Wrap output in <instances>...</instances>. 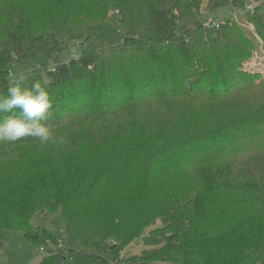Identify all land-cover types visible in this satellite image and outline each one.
<instances>
[{
  "label": "trees",
  "instance_id": "1",
  "mask_svg": "<svg viewBox=\"0 0 264 264\" xmlns=\"http://www.w3.org/2000/svg\"><path fill=\"white\" fill-rule=\"evenodd\" d=\"M252 1L264 41V0ZM201 5L0 0V93L11 65L53 59L24 76L47 81L52 139L0 141V161L21 149L36 156L0 174V240L14 228L56 242L31 219L60 208L64 255L108 264L160 220L151 234L164 245L137 264H264V74L243 67L256 48L246 31L233 17L205 28ZM82 41L94 48L65 55Z\"/></svg>",
  "mask_w": 264,
  "mask_h": 264
},
{
  "label": "rangeland",
  "instance_id": "2",
  "mask_svg": "<svg viewBox=\"0 0 264 264\" xmlns=\"http://www.w3.org/2000/svg\"><path fill=\"white\" fill-rule=\"evenodd\" d=\"M209 0H202V5L198 11L202 21L222 20L227 17H233L234 21L239 24L248 34V36L256 42V48L253 50L251 56L243 64L244 69L249 71H259L264 74V41L258 33L253 21H251L250 14L252 13L246 6L242 9H235L232 5L227 4L221 7L208 8ZM248 0L247 3H251ZM108 12L107 16L112 17L113 13ZM117 14L119 10L115 11ZM118 17L113 19V22L119 23ZM94 48V44L89 41L78 42L72 44L65 52L67 57H71L74 53H84ZM52 56L47 52H40L36 58H26L18 63L11 65V71L16 75L26 76L33 73L37 67L49 66L52 63ZM155 113L151 116L153 117ZM100 128L96 132L106 130L107 125L103 122L97 123ZM15 154H11L0 161V174L14 168L17 163L19 165L26 164L33 161L35 152L31 154L26 150H15ZM104 157H108L105 153ZM31 224L35 229L48 230L56 237V242L47 240L45 243L34 242L27 238L23 229H6L3 237L0 240V264H105L101 259L93 256H88L82 253H68L62 254L58 248H64L63 238L65 235V219L62 210H38L31 219ZM161 221L149 227L146 232L121 253L124 254L125 259H131L132 264H137L136 256L144 250L161 248L165 240L160 234H151L154 228L160 227ZM41 248L44 250L42 251ZM113 260V259H112ZM135 262V263H134Z\"/></svg>",
  "mask_w": 264,
  "mask_h": 264
},
{
  "label": "clouds",
  "instance_id": "3",
  "mask_svg": "<svg viewBox=\"0 0 264 264\" xmlns=\"http://www.w3.org/2000/svg\"><path fill=\"white\" fill-rule=\"evenodd\" d=\"M47 81L34 80L25 84L23 75L12 74L6 94L0 93V141L16 142L24 137L49 142L53 131L45 121L49 119L52 100Z\"/></svg>",
  "mask_w": 264,
  "mask_h": 264
},
{
  "label": "built area",
  "instance_id": "4",
  "mask_svg": "<svg viewBox=\"0 0 264 264\" xmlns=\"http://www.w3.org/2000/svg\"><path fill=\"white\" fill-rule=\"evenodd\" d=\"M246 7L249 8L251 10V12H253L254 8H255V2L252 1ZM203 26L205 28H207V29H217V28H219L221 26V20H218V19H216V20L207 19V20H205L203 22ZM75 57H79V55L75 54ZM11 75H12V73L10 74V76ZM41 250L43 251L44 249L41 248ZM127 261H128V259L127 258L125 259L124 254L121 253L120 256L117 259L109 262L108 264H132L131 262H129V261L127 262Z\"/></svg>",
  "mask_w": 264,
  "mask_h": 264
},
{
  "label": "water",
  "instance_id": "5",
  "mask_svg": "<svg viewBox=\"0 0 264 264\" xmlns=\"http://www.w3.org/2000/svg\"><path fill=\"white\" fill-rule=\"evenodd\" d=\"M127 39H128V38H127ZM127 39H126V40H127Z\"/></svg>",
  "mask_w": 264,
  "mask_h": 264
}]
</instances>
